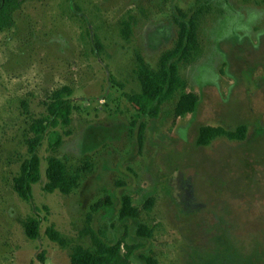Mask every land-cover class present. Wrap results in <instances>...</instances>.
<instances>
[{
    "label": "rangeland",
    "instance_id": "374dc122",
    "mask_svg": "<svg viewBox=\"0 0 264 264\" xmlns=\"http://www.w3.org/2000/svg\"><path fill=\"white\" fill-rule=\"evenodd\" d=\"M178 11H199L197 53L179 70L197 105L176 117V94L156 119L141 117L126 99L140 90L136 56L157 67ZM13 20L0 32V264H70L71 248L92 249L93 234L121 241L130 264H264V0H32ZM62 87L72 90L71 122L44 135L41 180L25 203L13 180L29 126ZM203 126H244L246 136L198 147ZM51 157L81 170L70 195L43 191ZM123 196L138 218L119 219ZM139 225L151 238L137 236Z\"/></svg>",
    "mask_w": 264,
    "mask_h": 264
},
{
    "label": "trees",
    "instance_id": "16d2710c",
    "mask_svg": "<svg viewBox=\"0 0 264 264\" xmlns=\"http://www.w3.org/2000/svg\"><path fill=\"white\" fill-rule=\"evenodd\" d=\"M27 1L32 0H0V32L14 26V13ZM198 13L199 11L186 15L177 12V17H174L176 25L174 45L161 55L155 69L150 68L140 56H136V75L140 90L138 93L126 95V99L139 116L156 119L161 107L172 101L176 94L179 97L174 107L175 116L184 117L194 112L198 99L194 94L184 92L185 83L179 75V70L182 65L193 60L197 53ZM126 33L128 34V29ZM71 96L72 90L69 87L53 91L44 103L45 115L34 120L29 126L30 137L26 140L28 158L13 180V191L22 202L31 201L32 187L41 180L37 151L44 135L48 130L65 128L71 122ZM140 128L144 130L143 125ZM245 136L244 126L232 131L221 127L203 126L198 130L196 146L208 147L213 141L222 138L229 142H242ZM59 143L57 139L56 145ZM81 178L80 169H74L63 160L51 157L46 162L43 191L46 194L58 192L65 196L70 195L79 187ZM104 204L108 206L110 202L107 200ZM127 218L136 219L138 213L132 207L130 198L123 196L120 200L119 219ZM24 232L29 240L35 241L39 233L37 219L29 218L24 223ZM46 234L51 242L65 247V240L53 228H49ZM136 234L140 238H151V231L145 225H139ZM91 236L92 249H85L79 245L71 248L70 264H130L132 252L127 246L122 247L121 241L109 244L98 235ZM143 260L145 264H157L150 257H143Z\"/></svg>",
    "mask_w": 264,
    "mask_h": 264
}]
</instances>
